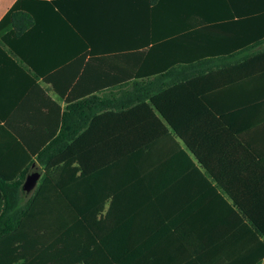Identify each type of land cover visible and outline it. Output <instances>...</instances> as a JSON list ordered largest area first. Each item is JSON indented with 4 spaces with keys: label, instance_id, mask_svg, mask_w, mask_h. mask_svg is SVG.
Returning a JSON list of instances; mask_svg holds the SVG:
<instances>
[{
    "label": "crops",
    "instance_id": "obj_1",
    "mask_svg": "<svg viewBox=\"0 0 264 264\" xmlns=\"http://www.w3.org/2000/svg\"><path fill=\"white\" fill-rule=\"evenodd\" d=\"M16 5L32 25L0 33L4 174L25 169L46 116L55 121L51 101L65 107L54 88L72 89L91 54L157 45L163 60L231 72L207 81L229 127L183 83L99 114L42 170L0 264H256L255 229L218 201L217 184L243 173L242 199L264 216V63H252L264 54V0H0V24Z\"/></svg>",
    "mask_w": 264,
    "mask_h": 264
},
{
    "label": "trees",
    "instance_id": "obj_2",
    "mask_svg": "<svg viewBox=\"0 0 264 264\" xmlns=\"http://www.w3.org/2000/svg\"><path fill=\"white\" fill-rule=\"evenodd\" d=\"M19 6L16 5L2 21L0 33L7 23L18 35L32 25L31 15L22 11ZM22 20L27 23H23L19 31L17 26ZM160 55L161 51L157 45L149 51H119L100 56V58L91 54L87 63H84L83 60V65L81 64L78 68L79 71L73 75L70 84L72 82L75 84L72 89L63 91L54 88V92L60 100H64L65 107L62 110L59 104L51 101L56 109V118L55 121L53 119L50 121L49 116H46L41 145L36 147L33 155H26L23 171H11L10 174L0 171V240L17 231L28 215L39 192L40 184L45 181L42 170L77 140L99 114L130 111L137 106L150 103L153 97L183 83L229 127L222 113L209 102V94L218 87L211 86L207 81H213L222 75H231L229 74L231 72L218 73L210 70L211 73L207 74V70L198 67L201 65V61L178 63L163 60ZM249 61L251 60L245 59L244 63L237 68H244ZM257 61L264 63V54L252 59V63ZM80 71L82 72L80 73ZM230 129L249 147L239 133L231 127ZM31 158L35 159L41 169L31 168L35 163ZM34 172L40 173V183L28 194L22 188L26 177ZM242 175L243 173L240 172L218 183L219 195L217 199L241 222L245 219L255 229L256 241L259 242L260 249H262L256 264H262L264 258V216L253 212L254 203L249 205L242 199L240 193ZM228 200L231 204L228 203ZM261 208L264 210V202L261 203ZM259 236L263 238L262 241H259Z\"/></svg>",
    "mask_w": 264,
    "mask_h": 264
},
{
    "label": "water",
    "instance_id": "obj_3",
    "mask_svg": "<svg viewBox=\"0 0 264 264\" xmlns=\"http://www.w3.org/2000/svg\"><path fill=\"white\" fill-rule=\"evenodd\" d=\"M40 178L41 175L38 172L30 174L23 185V191L30 194L37 187Z\"/></svg>",
    "mask_w": 264,
    "mask_h": 264
}]
</instances>
